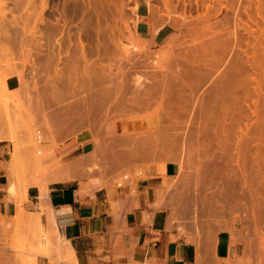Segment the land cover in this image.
I'll return each instance as SVG.
<instances>
[{
	"label": "rangeland",
	"instance_id": "obj_1",
	"mask_svg": "<svg viewBox=\"0 0 264 264\" xmlns=\"http://www.w3.org/2000/svg\"><path fill=\"white\" fill-rule=\"evenodd\" d=\"M43 1L33 0L30 3L29 0H0V95H3L5 98L8 97V99L10 98L11 107L14 105V109L12 108L13 113L11 112V127L13 133L17 136V142L23 144V149L25 150V156L22 158L23 168L20 173L21 175L19 174V178L13 177L12 179L18 185L19 195L17 199L22 200L28 187L31 185L42 186L50 183L52 179L49 176H51L50 173L52 174L53 170L50 171L49 169H52L53 166L58 163L69 165L72 162L71 143L83 131H90L93 134L96 148H99L98 150L100 151L96 152L97 157H95L96 154L91 153L94 156L89 155L86 159L84 158L83 162L85 164L83 166L85 168L82 166L83 169L81 171L84 172V169L87 170V167H93L94 164L100 165L101 169L104 167L106 169H114L116 172L114 176L116 186L120 181L124 182L123 176H129L128 180L132 179L133 174L131 169L135 166H137L138 173L139 171L144 172V169L148 166L161 169L169 161H179L183 169L184 181L182 182L181 189L175 192V194L176 197L184 201V206H187L191 214L197 213L199 174L197 175L196 171L199 169L198 167H200L198 172H202L200 174L203 176L204 170L201 168H204L205 161L209 162V157L212 161L215 160L212 163H218L222 160L221 163L223 164L227 163L226 158H228V161L231 160V166L234 167L231 171L229 162V166L226 164L227 166L224 165V167L221 164L225 169L222 173L226 172L227 177L230 176L228 179L234 178V182L237 180L238 182H236L244 187L243 191L242 186L239 188L238 184L233 188L232 197L236 195L232 198L233 213L237 219L235 222L238 227H243L246 230L251 239V260L264 264V209L263 211L261 209L260 213H257L256 203L253 201V194L258 193L257 199L260 200L261 207L264 206V200L261 201V198L264 199V179H262L264 178V166L262 165V168L259 169L258 165L253 166L252 164L254 154L258 148L255 141L258 140L257 138H264V93H257L256 91L260 82L264 84V0H168V9L166 8L167 0H48V7L44 10V14L41 12ZM213 5L218 7V12L215 10L217 8ZM169 14L173 15L174 20H169ZM199 15L209 16V20L205 21L203 23L205 25L203 26L209 25L210 30L196 41H193L190 31L191 23L194 20L196 21ZM180 16H186L187 20ZM10 28L13 29L11 30ZM80 28L82 29L78 32ZM14 30L16 34L13 32ZM155 30H158V32ZM234 30L238 38L236 45L232 36V31ZM47 35H49V38ZM78 37L81 39L79 40ZM139 37L147 42V44L149 43V47L147 46L148 48L146 49L142 47L141 50L137 51L136 49L132 51V42L136 47L138 42L141 46L144 45ZM216 39H220L221 42L223 40L226 41L225 49L211 54L210 60L212 61V65L204 76L199 75L198 72L197 76H194V93L192 95L189 92L184 93L186 101L181 105H169L168 108L172 107L170 111L174 109L176 111L173 110V112L177 114L174 115L173 112L172 114L169 112L170 119L167 117L169 110L165 106V111L160 114L163 115L160 116L163 118L156 116L155 112L157 111L155 108L161 102V97H158V95L161 96V92L153 94L150 99L146 100H149V108L146 106L147 109L144 107V109L137 111H135L137 108L120 111L119 108L113 105V103L116 104L114 98V102H110L112 105L109 103L107 105L109 108L110 105L112 108L114 106L115 110L109 109L111 113L108 112V108H105L108 113H104V107L103 113L101 110L99 112L98 109L100 108L98 107V109L95 108L97 112L93 111V114L90 115L87 113L85 105L84 107L80 105L82 108L75 106L79 101L82 103L83 99L84 104L85 100L89 99V97H86L89 94H91L90 97L93 99L94 92L97 89L100 90L102 87V83L99 86L97 84L96 86L90 85V78H86V66L95 63V61L97 64L101 63L100 65H103L104 62L105 65L115 63L113 65L114 73H118L117 67H124L125 75L127 74L129 78L130 91H128V98L132 96L133 92L137 93V88H135L136 79H134L137 75H148L150 76L149 80H152L159 76L161 79L166 74L165 70H159L154 66V62L158 57L157 55L163 54L164 56L169 54L172 59L169 56H164L165 60L171 59L172 69L175 70V61L179 62L182 66V57L184 55L193 61H197L198 58L190 57L191 53L184 54L188 49L194 46L199 47L203 43H207V41L212 42ZM69 40L72 41L68 42ZM81 41L86 46L84 53L88 58L80 60L79 64L76 65V67L78 66L76 71L75 69H66L64 75L66 77L65 80L71 76L72 78L75 76L74 78L80 79V83L86 82L82 83L83 86L85 85V88H82L83 86L80 84H78V86L80 85V89L77 88L78 86L76 88H71L70 85L63 86L64 83L61 81L63 83L61 84L60 80L62 77L58 71L65 69L66 62L71 61V57L82 55ZM123 55L125 57H122ZM247 55L249 59H247ZM118 61L120 62V66ZM121 61L124 65H122ZM39 63H42L40 67ZM235 63L236 65H234ZM80 65L81 67L79 68ZM233 66H235V73H230ZM146 71L148 73H145ZM80 72H85L83 73L85 76L82 77V73L80 76ZM170 72L169 70L168 73L170 74ZM70 74L71 76H69ZM57 75L60 79L57 78ZM52 76H54L53 80H56V78L57 81L59 80V83H56L57 86L59 85L58 90L60 86L61 91L66 89L60 92L58 96L55 91H52L54 90L53 87L51 86L52 89L49 87V83L54 82L52 81ZM223 76H228L229 83L236 86L234 99L229 102L220 99H216L210 103L205 101L201 106V99L220 85V80ZM243 78L246 80L243 81ZM14 79H17L19 82V85L16 87L18 91L7 84L9 80ZM4 81H6L9 91L4 89ZM87 82H89V85ZM107 85L110 86L111 84L107 82ZM146 85L149 86L151 84L147 83ZM93 86L95 87L93 88ZM104 87L103 85L102 88ZM19 89H23L25 93L20 92ZM11 91H14V93ZM66 91L67 93H64ZM77 91L78 93H76ZM84 91L86 92L84 93ZM18 92H20V95L17 94ZM51 92H54V94ZM61 93L62 100H60ZM63 94H66V97ZM44 96L45 98L43 99L45 100L41 98ZM53 96L56 97L53 98ZM91 98L87 101L89 102ZM20 100H22V103ZM41 100L44 101L45 106L43 102L41 104ZM77 104L79 106L80 103ZM164 105L167 106L168 104ZM41 106L45 107L44 109L48 111L53 119L49 121V119L45 120L43 118V108ZM72 106L78 108L82 114H78L77 109L73 111L70 109L72 113L69 111L71 114L68 112V115L70 116H67L68 119H63L65 121L62 122V119L58 118V111L60 113L62 107L69 110ZM178 106H181V108H178ZM21 110L22 112H20ZM123 112H126L125 115H122ZM73 116L78 117L73 119ZM86 117H91V119L87 120ZM154 117L157 119H154ZM158 119H162V122ZM171 120H175L173 121L174 123ZM156 121L158 122L156 123ZM160 122L164 126L160 125ZM206 122L209 123V128H207ZM158 124L159 126H157ZM221 133L228 135L234 145L230 149L226 148L228 149V156L225 154L227 150L226 152L223 150L224 153L222 148L220 150L219 144H216L219 141L215 138L219 137ZM246 134H249V136L254 135L252 140L255 143L250 142L252 144L249 147L251 150L248 148L249 152L247 149L241 151L246 152L245 154H248L246 159L249 158L252 161L249 162L251 163L250 165L246 163L249 166H245L242 172L243 163L242 160H239L238 155H236V152L237 154L239 153L237 149L235 150L236 145L234 143L237 141V136ZM207 137H210L212 140ZM213 137H215L216 142L213 140ZM39 138L41 141H37ZM233 139L236 141H233ZM204 140L209 141L205 143L207 146L211 144L212 146H208L211 148L205 145ZM11 144L14 148V144L12 142ZM28 145L30 149L32 148L31 150L27 147ZM36 145L39 147H36ZM26 148H28L27 151ZM260 149L264 153V146L260 147ZM229 151L231 152L230 157ZM223 154L226 155V157L224 156L226 160L223 158ZM48 155H50L49 160ZM206 156L208 157L207 160H205ZM42 157L47 158L44 161ZM40 158L43 161H38ZM232 158L236 160L233 161ZM93 159H95L94 163H92L93 161L91 162ZM96 159L100 160L96 161ZM238 160L242 163H240L242 166H239L240 164L237 166ZM249 160L247 159V162ZM55 162L56 164H54ZM90 163L92 165H89ZM246 167L248 172L245 169ZM49 171L50 173H48ZM213 172L214 174L216 173L213 170L207 172V175L211 173L212 176ZM255 173H257L258 178L256 175L255 179H253ZM216 174L213 175V178H215L212 179V195H214L215 189H218L224 183L223 180L226 179L225 174H222L224 178L218 175L219 173ZM244 174L246 177L252 176L251 179L255 180L254 183L250 179L248 183H245L244 179L246 180V177L243 178ZM211 176L210 178H212ZM220 176L223 180L220 179ZM239 179L244 182H241ZM246 185L250 189L245 188ZM240 190L242 192L245 191L247 195L244 192V196ZM247 206L250 209L252 208V210L247 209ZM233 231L238 232L236 227L233 228ZM18 235L19 239L17 240V245L14 247L17 257L20 259L21 264H33L37 255L42 253L41 248H29L27 246L29 236H24L22 232H19ZM43 235L37 237L39 245L43 242ZM45 240L46 245H50L51 240L47 236H45Z\"/></svg>",
	"mask_w": 264,
	"mask_h": 264
},
{
	"label": "crops",
	"instance_id": "obj_2",
	"mask_svg": "<svg viewBox=\"0 0 264 264\" xmlns=\"http://www.w3.org/2000/svg\"><path fill=\"white\" fill-rule=\"evenodd\" d=\"M7 84L16 89L19 82ZM13 149L11 141H0V264H21L14 250L19 232L29 236V248H41L33 264H259L251 260L248 233L235 222L233 189H228L229 195L223 192L229 188L226 179L212 195V181L204 183L199 177L201 196L197 213L191 214L175 194L184 181L179 161L161 169L148 166L143 177L137 176L135 166L132 179L123 176V184L116 186L114 169L90 173L75 168L100 151L93 134L83 131L71 143L69 166L52 171L54 181L29 186L18 200L17 184L15 196L9 194ZM211 166L208 172L216 168ZM64 172L70 178L55 179ZM45 236L51 240L48 246Z\"/></svg>",
	"mask_w": 264,
	"mask_h": 264
},
{
	"label": "bare ground",
	"instance_id": "obj_3",
	"mask_svg": "<svg viewBox=\"0 0 264 264\" xmlns=\"http://www.w3.org/2000/svg\"><path fill=\"white\" fill-rule=\"evenodd\" d=\"M30 1V3L33 1V0H29ZM20 2H22V1H20ZM14 3V2H13ZM18 3V2H17ZM16 3V4H17ZM28 4V3H27ZM34 4V3H33ZM30 5V4H29ZM18 6H20V5H18ZM166 8L168 9L169 8V4H168V0H167V2H166ZM214 6V5H213ZM43 7V8H42ZM42 10H41V12L43 13L44 12V10H46L47 9V7H48V0H44L43 1V4H42ZM214 7H216V6H214ZM217 9H215V10H217V12H218V7H216ZM212 9H214V8H212ZM152 12V11H151ZM207 13V12H206ZM210 13V12H209ZM216 13V12H215ZM44 14V13H43ZM151 15V14H150ZM185 15V14H184ZM140 16V15H139ZM169 17V20L170 21H172V20H174V18H173V15L172 14H169L168 15ZM191 16V15H190ZM41 17H43L42 15H41ZM181 17V16H180ZM183 17V19H185V20H187V17L186 16H182ZM181 17V18H182ZM42 19V18H41ZM44 19V18H43ZM194 20V19H193ZM209 20V16H206V15H199L197 18H196V21L194 20V22H192L191 24V28H190V31H191V35H192V39H193V41H196L199 37H201V36H203L204 34H206L209 30H210V27H209V25H207V26H203V25H205V24H203L205 21H208ZM42 21V20H41ZM9 23V22H8ZM44 23V22H43ZM7 24V23H6ZM46 24V23H45ZM201 24V25H200ZM82 27V26H81ZM11 29V28H10ZM13 29V28H12ZM11 29V30H12ZM55 29V28H54ZM82 28H80L79 29V31L78 32H80V30H81ZM10 31V30H9ZM156 31V30H155ZM14 33H15V30L13 31ZM39 32V31H38ZM38 32H36V33H38ZM156 32H158V30L156 31ZM155 32V33H156ZM40 33V32H39ZM16 34V33H15ZM33 34H35V33H33ZM43 34V33H42ZM81 34V33H80ZM154 34V33H153ZM38 35V34H37ZM71 35V34H70ZM35 36V35H34ZM49 35H47V37H48ZM78 36H80V35H78ZM232 36H233V39H234V44L236 45V43H237V41H238V38L236 37V33H235V30L234 31H232ZM44 37V36H43ZM47 37H45V38H47ZM222 37V36H221ZM224 37V36H223ZM17 38V37H16ZM49 38V37H48ZM135 38V37H134ZM140 38V37H139ZM71 39V38H70ZM78 39L80 40L81 38H79L78 37ZM221 39V38H220ZM220 39L219 40H214V41H212V42H209V41H207V43L205 42V43H203L202 45H200L199 47H197V46H194V47H191L190 49H188L187 50V52L186 53H184V54H189V53H191V56L190 57H192V58H198L197 59V61H193L192 59H190V58H188L187 56H183L182 57V60H183V65L181 66L180 65V63L179 62H177V61H175L176 62V66H175V70H173L172 69V66H171V62H170V60L172 59L171 58V56L169 55V54H167V55H164V56H169L171 59H169L168 58V60H165V57L163 56V54L162 55H157L158 57H157V60H155V62H154V66L156 67V68H158L159 70H165L164 72H166V74H164L163 75V77L160 79L159 77H157V78H155V79H152V80H149V77L150 76H148V75H146V76H142V75H137L136 76V78L134 77V79H136V82H135V88H137V93L136 92H133L132 93V96H130V97H128L127 98V95H128V91H130L129 90V78H128V76H127V74L125 75V72H124V67L122 66V65H124L123 63H122V61H123V59L121 58V63H122V67H117L116 65H115V67H117L118 69H116V70H119L118 71V73H114L113 72V70H114V64H109L108 63V65H105V62H104V64L103 65H100L99 63L97 64V62L95 61V63H92V64H89L88 66H86V64H88V63H86L85 64V66H86V70H85V72H83V73H85L87 76H86V78H90V85H95L96 86V84H97V86H99L100 85V83H102V87H103V85L106 87H104V88H102L101 87V89L100 90H103V91H100V90H96L95 91V89H93L95 86H93V90L95 91H93L94 92V94H93V99L90 97V95L91 94H89L88 96H86V97H89V99L91 98V102L89 101H87V100H89L88 98H87V100H85V103L83 104V101H84V99L83 98H86V97H83L82 99V103L79 101V102H77V103H80L79 104V106H77L78 104L76 103V107H81V106H83L84 107V105H85V108L87 109V113H89L90 115L91 114H93V111H95L96 109L95 108H97L98 109V107L100 108V109H98V111L99 112H101L102 110H103V107H104V113L106 112V110L107 109H105V108H108V110L110 109V110H112V109H114V106H113V108L111 107V103L110 102H116V104L115 103H113V105H115V107H117V108H119L120 109V111L122 110V111H127V109H135V108H137L135 111H137V110H139V109H144V107L147 109V107L146 106H148V108L150 107L149 106V100L148 101H146L147 99H150L151 98V96H153V94H155V93H159V92H161V96H159L158 95V97H161V102H159L158 103V105L156 106V111L157 112H155L157 115V117H159V118H163V117H160V116H163V115H160L161 114V112L163 113L164 111H165V109H164V106L166 107V108H168L169 107V105L170 106H175V105H181L184 101H186L185 100V98H184V96H185V94L184 93H186V92H189L191 95L194 93V79H195V77L197 76V72L199 73V75H205L206 74V72L211 68V65H212V61L210 60V57H211V54H213L214 52H219V51H223L224 49H225V47H226V41L225 40H223V42L225 41V43H223V42H221L220 41ZM47 40V39H46ZM129 40H132V39H129ZM139 40V39H138ZM140 40H141V42H143L144 43V45L143 46H141L140 44H139V42L137 43V47H136V45L134 44L133 45V42H132V51L133 50H136L137 49V51L138 50H141L142 49V47H143V49H146V48H148L149 47V43L147 44V42H145V41H143L141 38H140ZM139 40V41H140ZM72 41V40H71ZM70 40L68 41V42H71ZM78 41V40H77ZM154 41V40H153ZM62 42V41H61ZM61 42H59V43H61ZM64 42V41H63ZM135 43V42H134ZM167 43V42H166ZM57 44H58V42H57ZM71 45H72V43H70ZM80 47L83 49V51H81L80 49V51H81V53H82V55L81 56H75V57H71V61H69V62H71V63H67L66 62V67H64L65 69H60L58 72L60 73V75H61V80H60V82L61 81H63V83H64V85L63 86H69L70 85V87L71 88H73V87H77L78 86V84H80V85H82V83H86V82H82V83H80V79L78 80V79H76V78H72V76H71V74L69 75V76H71V77H69L67 80H65V75H64V72H66V69H68V68H70V69H75V71H76V68H78V66L76 67V65L77 64H79V62H80V60L82 59V58H84V59H87L88 57H86V55H85V49L84 48H86V46L84 45V43L81 41L80 42ZM86 44V43H85ZM63 45V44H62ZM60 46H61V44H60ZM60 46H59V48H60ZM76 46H78V44H76ZM148 46V47H147ZM173 46V45H172ZM77 48V47H76ZM75 48V49H76ZM169 48V47H168ZM56 49V48H55ZM78 49V48H77ZM105 49H106V47H105ZM167 49V48H166ZM62 51V50H61ZM60 51V52H61ZM79 51V52H80ZM165 51V50H164ZM69 52V51H68ZM80 53V54H81ZM62 54V53H61ZM60 54V55H61ZM70 54V53H69ZM77 54H79V53H77ZM125 55V54H124ZM122 56V57H125V56ZM155 55V54H154ZM239 56V55H238ZM32 59V58H31ZM61 59V58H60ZM130 59V58H129ZM150 59V58H149ZM247 59H249V57H248V55H247ZM89 60V59H88ZM112 60V59H111ZM128 60V59H127ZM85 61H87V60H85ZM130 61V60H129ZM173 61V60H172ZM30 62H32V61H30ZM34 62V61H33ZM93 62V61H92ZM100 62V61H99ZM44 63V62H43ZM103 63V62H102ZM113 63V62H112ZM117 63V62H116ZM120 62L118 61V64H119ZM107 64V63H106ZM131 64V63H130ZM39 65V67H40V65H42V63L40 64H38ZM151 65V64H150ZM150 65H149V67H150ZM234 65H236V63L234 64ZM82 66H83V64H82ZM119 66H120V64H119ZM153 66V65H152ZM81 67V65L79 66V68ZM84 67V66H83ZM46 68V67H45ZM153 68V67H152ZM156 68H155V70H156ZM69 69V70H70ZM142 69V68H141ZM140 69V70H141ZM151 69V68H150ZM154 69V68H153ZM65 70V71H64ZM72 70H70V71H72ZM169 70L171 71L170 72V74L168 73L169 72ZM73 72V71H72ZM19 73V72H18ZM75 73H78V72H75ZM81 73L82 72H80L79 74H80V76H81ZM83 73H82V75H83ZM145 73H148L147 71L145 72ZM230 73H235V66H233V68H232V70H231V72ZM10 74V73H9ZM78 74V75H79ZM85 74L82 76V77H84L85 76ZM59 75V76H60ZM67 76V75H66ZM127 76V77H126ZM195 76V77H194ZM53 77L54 76H52V81H54L53 83H49V85L47 84V86H49V87H53V89L54 90H52V91H55L57 94V96L60 94V92H63V91H65V90H63V91H61L62 89L59 87V90H58V86L56 85V83L58 84L59 83V80L57 81V78L58 79H60L59 77H58V75H57V78H56V80H53ZM81 77V79H83ZM63 78H64V80H63ZM154 78V77H153ZM23 79V78H22ZM21 79V81H22V83H23V80ZM47 79V78H46ZM74 79V80H73ZM84 80V79H83ZM83 80H81V81H83ZM88 80H86V81H88ZM132 80H133V78H132ZM243 81L244 80H246L245 78H243L242 79ZM45 81V80H44ZM48 81V80H47ZM50 81V80H49ZM67 81V82H66ZM221 82H220V85L216 88V89H214V90H212L211 92H209L208 94H207V96H205L204 98H202L201 99V106L204 104V102L205 101H207V102H212V101H214V100H216V99H220V100H222V101H225V102H229V101H231V100H233L234 99V96H235V92H236V86H235V84H230L229 83V78H228V76H223L222 77V79L220 80ZM241 81V80H240ZM34 82V81H33ZM35 82H36V80H35ZM51 82V81H50ZM67 84H66V83ZM79 82V83H78ZM93 82V83H92ZM107 82L109 83V84H111L110 86H108L107 85ZM4 83H5V85H4V89L5 90H7V91H9V88H8V86L6 85V81H4ZM30 83V82H29ZM62 82H61V84H63ZM89 82H87V84H88ZM147 83H149V84H151V85H149V86H147L146 84ZM33 85H34V83H33ZM79 85V86H80ZM89 85V84H88ZM24 86V85H23ZM35 86H37L36 84H35ZM34 86V87H35ZM77 87L78 89H80V87ZM83 86V85H82ZM81 86V87H82ZM178 86V87H177ZM21 87H22V85H21ZM25 87V86H24ZM52 87H51V89H52ZM70 87H67V88H70ZM86 87H88V86H86ZM90 87V86H89ZM37 88V87H36ZM82 88H85V85L82 87ZM38 89H39V86H38ZM46 89V88H45ZM48 89V88H47ZM89 89V88H88ZM131 89V88H130ZM17 91H18V89H16ZM23 90V89H22ZM21 89H19V91L20 92H24V90L22 91ZM29 90V89H28ZM33 90H35V89H33ZM48 90H50V89H48ZM47 90V91H48ZM76 90V89H75ZM85 90V89H84ZM15 91V90H14ZM14 91H11V92H13L14 93ZM83 91V90H82ZM89 91V90H88ZM257 93H259V92H262V93H264V84L262 83V82H260L259 83V85H258V88H257ZM16 92V91H15ZM20 92H18L17 94H19ZM32 92V91H31ZM36 92H39V91H36ZM50 92V91H49ZM72 92V91H71ZM75 92V91H74ZM81 92V91H80ZM86 91H84V93H85ZM12 93V94H13ZM21 93V94H22ZM25 93V92H24ZM34 93V92H33ZM52 94H54V92H51ZM64 93H67V91L66 92H64ZM76 93H78V91L76 92ZM90 93H91V91H90ZM11 94V95H12ZM27 94V93H26ZM40 94V93H39ZM82 94V93H81ZM88 94V93H87ZM20 95V94H19ZM27 95H29V94H27ZM41 95V94H40ZM42 95H43V93H42ZM64 96L66 95V94H63ZM75 95V94H74ZM114 95V96H113ZM33 96H34V94H33ZM11 97V96H10ZM31 97V96H30ZM49 97H50V95H49ZM56 97V96H55ZM54 96H53V98H55ZM66 97V96H65ZM42 99L43 98H45V96L44 97H41ZM58 98V97H57ZM113 98H114V101H113ZM8 97L7 98H5L3 95H0V141H3V140H7V141H11V142H13V144H14V149H13V152H12V159H11V161H10V163H9V171H10V177H11V181H10V184H9V194L11 195V196H15V194H16V183L12 180L13 179V177L14 178H19V176L21 175L20 173L22 172V168H23V166H22V161H23V155H24V153H25V150L23 149V144H21V143H19V142H17V136L13 133V131H12V125H11V123H12V121H11V112L13 113V106L11 107V101L8 99ZM13 99V98H12ZM40 99V98H39ZM63 99V97H62V93H61V95H60V100H62ZM18 100V99H17ZM43 100H45V99H43ZM43 100H41L40 102H41V104H42V102H43V105H44V101ZM51 100V99H50ZM49 100V101H50ZM159 100V101H160ZM21 101V103H22V100H20ZM36 101H37V99H36ZM39 102V103H40ZM25 103V102H24ZM31 103V102H30ZM47 103V102H46ZM52 103V102H51ZM111 104L110 105V108L107 106V105H109V104ZM168 104L167 106L166 105H164V104ZM34 104V103H33ZM40 104V105H41ZM83 104V105H82ZM24 105V104H23ZM32 105V104H31ZM39 105V106H40ZM46 105V104H45ZM44 105V106H45ZM48 105V104H47ZM81 105V106H80ZM22 106V105H21ZM26 106V105H25ZM38 106V105H37ZM36 106V107H37ZM181 108V106H178V108ZM13 108V109H12ZM19 108H20V106H19ZM27 108H28V105H27ZM41 108H43V115L42 116H44L43 118L46 120V119H49V121H50V119H53V117L48 113V111L46 110V109H44L45 107H42L41 106ZM40 108V110H42ZM78 108H75L74 106H72L71 108H69V110H68V108L66 109L65 107L63 108L62 107V109H61V111H60V113H59V111H58V113L57 114H59V119H62L61 121L63 122V121H65V120H63V119H66L67 118V116H70V115H68L70 112L69 111H73V110H75V109H77L76 111H78V114L80 113L79 112V110H78ZM82 108V107H81ZM171 109H172V107H170ZM170 108H168V110L166 109V111H168L167 112V115H168V113L169 112H171V114H172V112H173V110L172 111H170L171 109ZM21 109V108H20ZM19 109V110H20ZM29 109V108H28ZM71 109V110H70ZM85 109V110H86ZM59 110H60V108H59ZM101 110V111H100ZM108 111V112H110L111 113V111ZM115 110V109H114ZM17 111V110H16ZM47 111V112H46ZM72 111H71V113H72ZM75 111V112H76ZM92 111V113H90ZM103 111H102V113H103ZM113 111V110H112ZM151 111V110H150ZM153 111V110H152ZM174 111H176V110H174ZM179 111V110H178ZM20 112H22V110L20 111ZM69 112V113H68ZM84 112V111H83ZM95 112H97V111H95ZM94 112V113H95ZM108 112H106V113H108ZM140 112V111H139ZM14 113H15V110H14ZM18 113V112H17ZM41 113V112H40ZM56 113V112H55ZM55 113H53V114H55ZM70 113V114H71ZM85 113V112H84ZM125 113L126 112H123L122 113V115L124 114L125 115ZM154 113V114H155ZM174 113V112H173ZM28 114V113H27ZM80 114H82V112L80 113ZM88 114V115H89ZM139 114V113H138ZM146 114V113H145ZM176 114V112L174 113V115ZM76 115V114H75ZM108 115H110V114H108ZM121 115V114H120ZM149 115V114H148ZM153 115V114H152ZM166 115V116H167ZM174 115H171V116H174ZM177 115V114H176ZM54 116V115H53ZM87 116V115H86ZM127 116V115H126ZM169 116L170 115H168L167 117L169 118ZM55 117V116H54ZM71 117H72V115H71ZM76 117H78V116H73V119H76ZM83 117H85L84 115H83ZM92 117V116H91ZM91 117L89 118H87V120H89V119H91ZM175 117V116H174ZM129 118V117H128ZM54 119H56V118H54ZM68 119V118H67ZM71 119V118H70ZM78 119V118H77ZM82 119V118H81ZM141 119V118H140ZM154 119H157L156 117H154ZM170 119V118H169ZM150 120V119H149ZM158 120H160V119H158ZM162 120V119H161ZM160 120V121H161ZM48 121V120H47ZM47 121H45V122H47ZM140 121V120H139ZM164 121V120H163ZM166 121H167V118H166ZM172 121V123H174L173 121H175V120H171ZM158 121H156V123H157ZM162 122V121H161ZM159 123L160 125L162 124V123ZM170 122V121H169ZM178 122V121H177ZM172 123H171V125H172ZM75 124V123H74ZM142 124V123H141ZM159 124L157 125V126H159ZM169 124V123H168ZM208 122H206V126H207V128H209L208 127ZM48 125H50V124H48ZM103 125V124H102ZM163 125V124H162ZM174 125V124H173ZM98 126V125H97ZM164 126V125H163ZM160 127H162V126H160ZM160 127H159V130H160ZM169 127V126H168ZM171 127V126H170ZM107 130H109L108 128H107ZM158 132V131H157ZM208 132V131H207ZM151 133H153V132H151ZM154 134V133H153ZM156 135V134H155ZM154 136V135H153ZM218 137V136H217ZM215 138V137H213V140L216 142V140L215 139H218L217 141H219L218 143L216 142V144H219V148H220V150H221V148H222V151L223 150H225V152H226V150H227V152L225 153L224 151V153L225 154H227V156H228V149H226V148H229L230 149V147L231 146H234L232 143L233 142H231V140L229 139V137H228V135H226L225 133H221V135H219V137L218 138ZM254 137V135H252V136H249V134L247 135H239V136H237V141L236 140H234L233 139V141H236V143H234L236 146H235V150L237 149V151H238V153L239 154H237V152H236V155H238V157L240 158L239 160H242V163H243V169H242V172L244 171V167L245 166H247V164L246 163H248L249 165L251 164V163H249V162H252V161H250L249 160V158H247L249 161L247 162V159H246V156L248 155H246L245 153L246 152H241L242 150H244V149H247V151L249 152L251 149L249 148L250 147V144H252V143H250V142H254L253 140H252V138ZM158 138V137H157ZM208 139L210 138V137H207ZM215 138V139H214ZM231 138H232V136H231ZM255 139V138H254ZM258 140L257 141H255L256 142V145H257V151L255 152V154H254V157H253V166H255V165H258V167H259V169H261L262 168V165L264 166V153L261 151V149H260V147H263L264 146V138L262 139V138H257ZM39 139H37V141H38ZM210 140H212L211 138H210ZM230 140V141H229ZM208 143L207 142V140L205 141L204 140V143ZM254 142V143H255ZM205 143V145L207 146V144ZM213 143V142H212ZM22 146H21V145ZM232 144V145H231ZM30 145V144H29ZM27 146V147H29V150H31L30 149V146ZM39 145V144H38ZM38 145H36V147H39ZM208 146H212L211 144L209 145L208 144ZM207 146V147H208ZM218 146V145H217ZM35 147V148H36ZM252 147V146H251ZM208 148H211V147H208ZM207 148V149H208ZM233 148V147H232ZM250 150H249V149ZM27 149L28 148H26V151H27ZM218 149V148H217ZM34 150V149H33ZM210 150V149H209ZM219 150V149H218ZM206 151V150H205ZM232 153H233V151L232 150H230ZM229 151V157H230V152ZM34 152V151H33ZM191 152V151H190ZM247 152V153H248ZM207 153V152H206ZM209 153H210V151H209ZM190 154V153H189ZM212 154V153H211ZM234 154V153H233ZM232 154V155H233ZM34 155H36V153H34ZM52 155V154H51ZM90 155H93V154H90ZM94 155H95V153H94ZM93 155V156H94ZM221 155V154H220ZM251 155V154H250ZM49 156L50 155H48V160H49ZM55 156V155H54ZM189 156V155H188ZM218 156V155H217ZM224 156L226 157V155H224L223 154V158H224ZM53 157V156H52ZM96 157V156H95ZM207 157V156H206ZM205 157V160H207L208 159V157L206 158ZM219 157V156H218ZM233 157V156H232ZM235 157H237V156H235ZM248 157V156H247ZM43 158V160L44 159H46L47 157H42ZM42 158H40V160H38V161H41L42 160ZM84 158V157H83ZM82 158V159H83ZM234 158V157H233ZM232 158V159H233ZM53 159H54V157H53ZM86 159V158H85ZM212 159H214V158H212ZM225 159V158H224ZM227 159V163H225V164H223V163H221L222 162V160L220 161V162H218L217 160V162L218 163H212L213 161H215V160H211V158L209 157V162H207V161H205V164H204V168H201V169H203V170H205V172H204V174H206L207 172H208V170L210 169V165H212V164H214L215 165V167L219 170H217L216 171V173H219L218 175H221L222 176V172L223 171H225V169H224V165H228V162L230 163V166L232 165L231 164V160H229L228 161V158H226ZM225 159V160H226ZM231 159V158H230ZM42 160V161H43ZM90 160V159H89ZM234 160H236V159H233V161ZM238 160V161H239ZM45 161V160H44ZM92 161V160H91ZM211 161V162H210ZM58 162V161H57ZM45 163V162H44ZM75 163H77V162H75ZM84 163V162H83ZM83 163H77L76 164V167L75 168H77V169H79L80 167V169L82 170L83 168H82V166L81 165H83ZM94 163V162H93ZM108 163V162H107ZM241 162L239 161V163L237 162V166L240 164ZM241 163V164H242ZM46 164V163H45ZM52 164V163H51ZM54 164H56V162L54 163ZM85 164V163H84ZM221 164L224 166V167H221V169H220V166H221ZM235 164V163H234ZM239 165V166H242V165ZM72 165V164H71ZM213 165V166H214ZM217 165V166H216ZM226 165V166H227ZM248 165V166H249ZM69 165H67V166H61L59 163L58 164H56L55 166H53L52 167V169H49L50 171L51 170H53V172L57 169V170H59V169H63V168H65V167H68ZM100 165H98V164H94V166L93 167H87V171L88 172H93L94 170H96V169H100V170H103V169H101L100 167H99ZM110 166V165H109ZM213 166H211V167H213ZM229 166V165H228ZM247 166V167H248ZM252 166V167H253ZM84 168H85V166H83ZM234 167V166H233ZM232 166H231V168H230V170L233 168ZM247 167L245 168L246 169V171L248 172V169H247ZM251 167V166H250ZM51 168V167H50ZM199 169H200V167H198ZM216 168H212L213 170L214 169H216ZM222 168L224 169V170H222ZM228 168V167H227ZM240 168V167H239ZM70 169H71V166H70ZM199 169L196 171V173H197V175H198V178L199 177H202V178H204V181H203V179L201 178V181H203L204 183H206L205 182V179H206V181H212V179H214L213 178V175H217L216 173L214 174V172H213V174H212V176H211V173L210 174H208V176H205V177H203V176H201V174L200 173H202V172H198L199 171ZM206 169H207V172H206ZM56 170V171H57ZM239 170H241V169H239ZM50 171L48 172V173H50ZM61 171V170H60ZM232 171V170H231ZM245 171V172H246ZM241 172V171H240ZM241 172V173H242ZM257 172H260V171H257ZM261 172H262V170H261ZM56 173V172H55ZM55 173H53V175L55 174ZM195 173V174H196ZM226 173V172H225ZM224 173V174H225ZM235 173V172H234ZM250 173H251V171H250ZM249 173V174H250ZM263 173V172H262ZM20 174V175H19ZM223 174V175H224ZM238 174V173H237ZM246 174V173H245ZM244 174V175H245ZM260 174V173H259ZM264 174V173H263ZM263 174H260V175H263ZM50 175H52L51 173H50ZM74 175H76L75 173H74ZM207 175V174H206ZM229 175V174H228ZM239 175V174H238ZM254 175V174H253ZM256 175H257V173H255V175H254V177H253V179H255V177H256ZM78 176V175H77ZM77 176H75V177H77ZM137 176H144V172H141V171H139L138 173H137ZM148 176V175H147ZM210 176L212 177V178H210ZM221 176H220V179H222L221 178ZM225 178H226V180H227V182L225 181V179L223 180V181H225L226 182V184L228 183V185H227V187L229 186V188H227V190H226V188H225V190H223V192L224 191H227L226 192V194L225 195H229V190H231V189H233V188H235L236 186H237V184H238V186H239V188L242 186L241 184H239V183H237L236 181L234 182V180L231 178V179H228L229 177H227V174H225ZM240 176H242V175H240ZM240 176H239V178H240ZM46 177V176H45ZM49 177H51V176H49ZM49 177H48V179H49ZM196 177V176H195ZM207 177H209L208 179H207ZM219 177V176H218ZM223 178H224V176H222ZM244 177H246V175L245 176H243V178ZM248 177V176H247ZM247 177H246V180L244 179V181H245V183H248L249 181V179L251 180V182L253 181L251 178H252V176L251 177H248V179H247ZM66 178H70V175H69V173L67 172H64V173H59L58 174V176L57 177H55V179H58V180H62V179H65L66 180ZM257 178H258V175H257ZM260 178H261V176H260ZM259 178V179H260ZM43 179V178H42ZM46 179V178H45ZM44 179V180H45ZM52 180H53V177L51 178ZM51 179H49V180H51ZM100 179V178H99ZM238 179V178H237ZM242 179V178H241ZM258 179V180H259ZM262 179H264V178H262ZM43 180V181H44ZM101 180L102 179H100V180H96V182H95V185H97V186H99L100 184H101ZM240 180V179H239ZM25 181H27V180H25ZM46 181V180H45ZM54 181V180H53ZM104 181V180H103ZM197 181V180H196ZM196 181H194V182H196ZM214 181V180H213ZM241 182H244V181H242V180H240ZM239 181V182H240ZM255 181V180H254ZM254 181L252 182V183H254ZM264 181V180H263ZM30 182V181H29ZM50 182V181H49ZM105 182V181H104ZM107 182V181H106ZM224 182V183H225ZM257 182V181H256ZM46 183V182H45ZM197 183V182H196ZM202 183V182H201ZM203 183V184H204ZM245 183H244V185H245ZM261 183V182H260ZM264 183V182H263ZM121 184H123L121 181H120V183H119V185H121ZM198 184H200V181L198 182ZM197 185V184H196ZM202 185V184H201ZM206 185V184H205ZM224 185V184H223ZM250 185V184H249ZM257 185V184H256ZM226 187V186H225ZM247 187V185L245 186V188ZM249 187V186H248ZM247 187V188H248ZM190 188V187H189ZM231 188V189H230ZM244 187L242 186V191L244 190L243 189ZM205 189H207V188H205ZM229 189V190H228ZM248 189H250V188H248ZM195 191V190H194ZM241 190H240V192H242ZM254 191V190H253ZM253 191H251V192H253ZM245 192V191H244ZM244 192H242L243 193V195H244ZM255 192H256V190H255ZM191 194V193H190ZM199 194V193H198ZM231 194H233V193H231ZM245 194H246V192H245ZM197 195V194H196ZM217 195H219V194H217ZM247 195V194H246ZM254 196H253V198H254V200L253 201H255V203H256V208H257V213H260V211H261V209H262V211H263V209H264V206L263 207H261V202H260V200H258L257 198H258V193L257 194H253ZM194 196V195H193ZM199 196H201V195H199ZM216 196V195H215ZM214 196V197H215ZM224 196V195H223ZM232 196V195H231ZM234 196H236V195H233V197ZM238 196V195H237ZM245 196V195H244ZM197 197V196H196ZM212 197V196H211ZM219 197V196H218ZM228 197V196H227ZM242 197V196H241ZM236 198V197H235ZM238 198V197H237ZM245 198V197H244ZM243 198V199H244ZM252 198V199H253ZM260 198H261V196H260ZM195 199V198H194ZM201 199V198H200ZM204 199V198H203ZM210 199V198H209ZM242 199V198H241ZM242 199V200H243ZM248 199H249V197H248ZM262 200L261 201H263L264 199L263 198H261ZM197 200V199H196ZM206 200V199H205ZM245 200V199H244ZM202 201V200H201ZM209 202V201H208ZM238 202V201H237ZM203 203V202H202ZM207 203V202H206ZM242 203V202H241ZM245 203V202H244ZM243 203V204H244ZM263 203H264V201H263ZM240 204V203H239ZM204 205V204H203ZM198 206V205H197ZM243 206V205H242ZM251 206V205H250ZM241 207V206H240ZM249 208V206H247V209ZM250 209V208H249ZM197 210V209H196ZM204 210V209H203ZM250 210H252V208L250 209ZM249 210V211H250ZM264 212V211H263ZM217 213V212H216Z\"/></svg>",
	"mask_w": 264,
	"mask_h": 264
},
{
	"label": "built area",
	"instance_id": "obj_4",
	"mask_svg": "<svg viewBox=\"0 0 264 264\" xmlns=\"http://www.w3.org/2000/svg\"><path fill=\"white\" fill-rule=\"evenodd\" d=\"M39 141H41V139L39 138ZM42 143V142H41Z\"/></svg>",
	"mask_w": 264,
	"mask_h": 264
}]
</instances>
